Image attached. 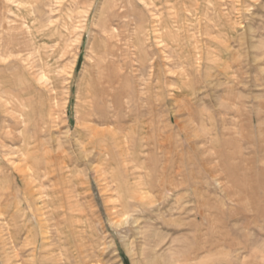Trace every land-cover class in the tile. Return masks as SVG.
Listing matches in <instances>:
<instances>
[{
  "label": "rangeland",
  "instance_id": "obj_1",
  "mask_svg": "<svg viewBox=\"0 0 264 264\" xmlns=\"http://www.w3.org/2000/svg\"><path fill=\"white\" fill-rule=\"evenodd\" d=\"M258 116L264 0H0V264H264Z\"/></svg>",
  "mask_w": 264,
  "mask_h": 264
},
{
  "label": "bare ground",
  "instance_id": "obj_2",
  "mask_svg": "<svg viewBox=\"0 0 264 264\" xmlns=\"http://www.w3.org/2000/svg\"><path fill=\"white\" fill-rule=\"evenodd\" d=\"M115 7H116V5H115ZM123 16L127 17L125 14ZM102 31L106 35V40H105L106 41V46L104 47L105 48L104 49V54H102L101 57H100L99 62H100L101 66L99 67V70L96 73V76H95L96 80L93 83L94 87L91 89V91H93L94 89L95 90L98 89V91L101 94V97H102L103 101L106 103V105L109 102L115 103V105H116L117 100L119 99V94L121 92H123L122 84L124 83V81L126 79V74H125V70H126L125 66H126V64L124 63V64L121 65V64H119V61H118V59L123 56L122 55L123 52L121 53V49L117 45L118 42H119L118 38L120 37V34H118V32H115V31H110L108 27H104L102 29ZM135 49H136V47H135ZM137 50H139V48H137ZM143 58H145V57H143ZM241 116L242 115H240L239 111H236V113H233V117H235L236 121H234L232 123V126H233V131L232 132L234 134H236V136L241 131L240 130V118H241ZM259 119H260V116H258L256 118V122L258 124V127H257V140H256V149H255V159H258L257 164L259 163V164L264 166V128H262V125H261V122H260ZM109 123H110V120L108 119V117H106L105 120H104V124L108 125ZM94 131L96 132V130H94ZM106 132L107 131L102 130L101 134H105ZM236 139L237 138L235 137L234 140H236ZM236 146H237V155H238V157L241 160H243V161H247V159L245 158V155L242 152L241 145L239 143H237ZM257 174H258V172H257Z\"/></svg>",
  "mask_w": 264,
  "mask_h": 264
}]
</instances>
